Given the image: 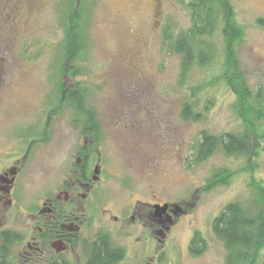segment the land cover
Segmentation results:
<instances>
[{"label": "rangeland", "instance_id": "rangeland-1", "mask_svg": "<svg viewBox=\"0 0 264 264\" xmlns=\"http://www.w3.org/2000/svg\"><path fill=\"white\" fill-rule=\"evenodd\" d=\"M72 1L0 0V173L17 170L12 204L0 201V214L5 228L24 234L11 248V264H27L28 244L34 245L29 209L56 195L67 199L64 184L75 180L77 158L86 153L92 183L77 198L85 220L64 254L73 264L85 260L82 240L100 230L125 248L117 264H222L225 249L211 222L225 203L252 199L251 175L264 184V136L251 158L217 149L195 160L201 130H242L234 94L220 78L207 83L222 70L220 37L213 36L211 64L194 65L179 85V56L162 46V31L168 25L175 34L189 25L180 0H78L83 48L72 62L78 73H60ZM231 2L243 28L241 69L251 90L260 87L264 96V0ZM59 84L83 90L95 130L82 131L86 116L61 101ZM198 84L199 109L206 98L213 104L200 120H184L181 105L189 86ZM220 170L228 174L211 185ZM156 202L179 210L170 213L163 235L148 217ZM195 231L206 244L198 256L189 252Z\"/></svg>", "mask_w": 264, "mask_h": 264}, {"label": "trees", "instance_id": "trees-1", "mask_svg": "<svg viewBox=\"0 0 264 264\" xmlns=\"http://www.w3.org/2000/svg\"><path fill=\"white\" fill-rule=\"evenodd\" d=\"M73 0L65 21V44L63 67L60 73L72 74L78 71L72 62L83 48L80 21L82 5ZM83 3L84 0H79ZM188 12L190 23L173 34L166 25L162 31V46L169 52L179 56V85H183L191 68L208 66L216 56L214 35H218L222 43L221 72L207 81L214 84L222 79L234 96L231 104L234 111L240 116L242 130L239 132H223L214 134L206 129L200 131L195 150V160L203 161L217 149L227 155L256 156L257 147L264 132L260 133V123L264 119V96L259 87L251 90L240 66L237 45L243 39V28L237 22L235 10L231 0H180ZM262 20V19H259ZM67 63V64H66ZM202 85L189 86L187 98L181 105L180 117L184 120H200L202 111H207L213 104L212 98H206L199 109L197 94ZM63 89L61 101H66L77 111L85 115V129H96L92 114L83 106V90L78 88L65 89L59 84L57 91ZM88 166V163H87ZM245 167V166H244ZM226 170L215 172L210 184L217 183L220 177L227 175ZM249 187L252 199L248 203L231 200L223 205L213 217L211 228L213 234L222 242L225 256L222 264H261L264 259V184L250 176ZM222 182V181H221ZM22 241L18 231L4 230L0 236V264H11V248L15 243ZM204 238L195 231L189 243V252L198 256L205 249ZM84 264H117L125 256V248L115 244L110 234L98 231L91 240L82 241ZM59 264H70L65 259Z\"/></svg>", "mask_w": 264, "mask_h": 264}, {"label": "flooded vegetation", "instance_id": "flooded-vegetation-1", "mask_svg": "<svg viewBox=\"0 0 264 264\" xmlns=\"http://www.w3.org/2000/svg\"><path fill=\"white\" fill-rule=\"evenodd\" d=\"M82 131L85 130L82 129ZM84 149L85 146L82 147L83 153L86 150ZM87 157L86 153L83 157L77 158L76 178L71 183L64 184L67 199L63 200L59 195H56L54 198L43 199L36 208L29 209L28 212L34 219L33 228L30 230L34 245L28 244L27 264H59L64 259L73 264L71 259L64 254L73 248L72 243L82 231L85 220L82 216L84 208L81 207L77 198L78 196L83 198L92 183L88 175L90 169ZM16 173L17 170L14 166L0 173V201L4 200V204H12L10 196L14 190ZM154 204L162 205L163 203L156 202ZM171 212L176 214L177 210L176 207L169 204L166 212L160 217H156L151 206L148 217L158 226L155 232L163 235L161 228L169 229L173 222ZM2 219L4 216L0 214V236L4 230H8L4 227ZM21 235L23 241L24 234ZM47 242L49 247L46 245Z\"/></svg>", "mask_w": 264, "mask_h": 264}, {"label": "water", "instance_id": "water-1", "mask_svg": "<svg viewBox=\"0 0 264 264\" xmlns=\"http://www.w3.org/2000/svg\"><path fill=\"white\" fill-rule=\"evenodd\" d=\"M97 168L98 167H95V169H94L95 172L98 171ZM93 178L95 179V177H93ZM168 206H169L168 203H163L162 205H160V204H154L152 206L153 207V214H154V216L160 217L161 215H163L166 212ZM176 210H178L177 207H176Z\"/></svg>", "mask_w": 264, "mask_h": 264}]
</instances>
